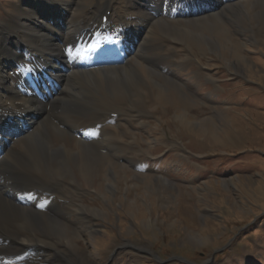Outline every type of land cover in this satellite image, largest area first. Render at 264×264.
Wrapping results in <instances>:
<instances>
[{
  "label": "rangeland",
  "instance_id": "rangeland-1",
  "mask_svg": "<svg viewBox=\"0 0 264 264\" xmlns=\"http://www.w3.org/2000/svg\"><path fill=\"white\" fill-rule=\"evenodd\" d=\"M256 1H116L136 15L159 11L150 52L160 68L151 66L168 77L145 90L131 71L118 72L112 84L131 88L134 109L153 98L151 112L144 124L138 113L122 121L137 165L109 172L84 197L104 212L80 226L76 264H264V6ZM19 2L0 0V23Z\"/></svg>",
  "mask_w": 264,
  "mask_h": 264
},
{
  "label": "bare ground",
  "instance_id": "bare-ground-1",
  "mask_svg": "<svg viewBox=\"0 0 264 264\" xmlns=\"http://www.w3.org/2000/svg\"><path fill=\"white\" fill-rule=\"evenodd\" d=\"M26 1L34 11L20 0L0 23V47L10 51L0 55V264H76L80 257L70 256L80 226L103 211L84 197L109 172L137 165L135 140L124 141L122 121L151 112V96L134 109L131 88L112 84L118 72L131 71L145 90L168 77L151 66L158 65L150 50L160 41L153 43L152 23L159 11L153 18L136 15L130 0L120 6L97 0L85 10H78L76 0ZM262 1L264 6V0L256 2ZM105 10H111L106 25ZM217 12L212 19L219 20ZM60 243L70 255L58 249Z\"/></svg>",
  "mask_w": 264,
  "mask_h": 264
}]
</instances>
